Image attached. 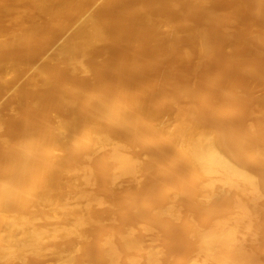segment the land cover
Wrapping results in <instances>:
<instances>
[{"label":"bare ground","instance_id":"6f19581e","mask_svg":"<svg viewBox=\"0 0 264 264\" xmlns=\"http://www.w3.org/2000/svg\"><path fill=\"white\" fill-rule=\"evenodd\" d=\"M29 1L32 9L52 18L54 24L57 20L61 30L73 27L74 18H79L54 55L56 63L73 77L93 76L95 55L100 54V49L108 54L111 50L107 49L117 41L120 47L136 43L134 47L143 48L140 40L145 37L149 46L158 51L152 55L156 62L173 51L182 58L189 57L191 41L198 55L208 56L214 46L205 25L217 20L221 13L213 0ZM11 6L10 3L6 10ZM11 13L16 24L18 12ZM25 24L20 29L15 26L16 31L10 32L9 37L0 38V49L25 44L37 32L33 24ZM112 38L117 40L112 43ZM103 50L102 57L106 54ZM93 51L94 57H89ZM86 55V61L91 58L89 63L83 58ZM150 61L149 65L154 62ZM9 62L0 59V75L23 65ZM50 63L53 64L46 59L35 70L38 79L31 80L33 85L40 87L38 82L43 80L50 86ZM162 72L161 76L168 75ZM217 76H211V81H218ZM181 77L182 82L178 80L181 83L172 92L162 94L146 82L153 89L144 88L151 90L147 93L150 96L131 97L126 102L110 98V83L97 79L90 84L84 79L68 80L70 84L52 97L63 110L68 108L66 118L40 119L44 112L39 110L40 120L24 118L19 136L0 135V264H47L44 259L50 253L56 257L52 264L263 263L260 251L264 253V237L260 242V235L264 232V220L260 219H264V109L262 105L259 108L261 119L244 125L239 117V124L221 122L222 116L230 115L231 108L217 106L209 115L200 113L203 109L198 111L186 100L197 95L207 102L212 93L203 88L208 84L199 88L188 76ZM50 92L39 96L34 102L36 108H46ZM231 95L228 102H233ZM164 101L167 106L168 102L174 106L172 112L160 109ZM78 128L81 130L77 131ZM145 181L150 183L145 186ZM177 227L182 230V240L177 239L186 244L184 255L182 249L179 251L182 246L177 251L174 244L173 251L181 254L168 251V255L172 254L166 259L168 262L171 257L176 258L168 263L163 258L167 253L162 256L168 242L163 240L160 249L156 247L159 241H155V231L166 233ZM168 236L163 239L169 241ZM92 239L95 253L89 246ZM251 243L253 247L249 246ZM249 247L253 251L257 248L258 262L257 252Z\"/></svg>","mask_w":264,"mask_h":264},{"label":"rangeland","instance_id":"374dc122","mask_svg":"<svg viewBox=\"0 0 264 264\" xmlns=\"http://www.w3.org/2000/svg\"><path fill=\"white\" fill-rule=\"evenodd\" d=\"M6 1H8V2L6 3ZM6 1L0 0V12H2V13H0V38L4 39V38L9 37L10 32L16 31L15 26L16 27L18 26V28L20 29L25 23H26L25 25L28 24L29 26L33 24V26L35 28L34 31H37V32L36 33L34 32L33 35H30L27 38L30 41L29 40H27V42L25 41L24 43L26 45L22 43V45L20 44V45L14 46V47H6L3 49H0V59H4L5 62H6V60H8V62L9 61H11V62L17 61L19 63L23 62L22 63L23 65L19 70L18 69L12 70V71H10L9 74H8L9 70L8 71L5 70V72L3 74H1L5 78H3V76L0 77V118H1L0 119V135H4V136L9 135V136H12V138H15L16 135L19 136L21 133V129H22V126H20V125L24 123L25 117H27V118L30 117L29 119H31V120L35 119V121L40 120L43 117H47V118L54 117L51 119H60V117L62 119H63V117L66 118L68 116V108L64 107V109H66L67 111L63 110V108H61L62 106L60 107V105L57 103L56 99H54L55 98L54 95L57 92V90L59 91L65 85L70 84V82H68V80L71 82H74V81H78L79 79L80 80L84 79V81H87L88 84H90L93 80H96V79L98 81L102 80V82H105L108 84L110 83L109 84V89L111 90L110 91L111 92L110 98L119 99L121 101L125 100L124 102H126L131 97L132 98L134 97L135 99L137 98V96L139 99L140 98L141 99L148 98L150 96V93H149V95H147V93L153 89H156L159 92H162V94H167L169 92H172L173 90L176 89L174 86H177L179 83L182 82L181 76H184V77L188 76L189 80L192 81L199 88H203L204 84H205V86L208 84L203 89H205L208 94L212 93V95H209L210 98L208 99L207 102L203 101L197 95H196V97L190 96L187 98L186 101H189L188 103L190 105L194 106L195 108H197L198 111H201L203 109L200 113L209 115V114H211V111H212L211 109L213 107H217V106L219 108L224 107L223 109L231 108V110H232L230 113L231 116L230 115H229L230 117L227 115L222 116L223 120H221V122L226 121V122L232 123V124H239V120H241L240 124H242V125L262 118V116L260 117L259 108L262 105V108L264 109V46H263L264 45V2L259 3L257 0H213V2H212L213 4H215L216 6L219 5L218 9L220 10L221 13L217 17V20L215 19L210 24H208V23L206 25L204 24L205 28L208 30V33L211 36V41H213L212 46H214L212 54L208 55L209 57L207 55H205V56L198 55L197 52H195L196 47L194 45V42L191 41V42H189L190 44H188V47L190 48L189 50L191 51V55L189 57H187V58L183 57L182 58L181 56H179L178 52L173 51V52L167 53L166 55H164V57L161 58L162 60L160 59L156 62V60L154 58H152L155 56H152V55H156L158 51L154 50L152 47H150L151 45L149 46V44H150L149 40H145L146 39L145 37L140 40V42L141 43L143 42V44L139 43V41L137 43V44H141V46L143 48H141L140 46H138V48H137V46L134 47V45H136V43L133 45L132 44H129V45L125 44L124 46H122L123 47L122 48L120 46H117L118 43H120L119 41H117V43L114 42L115 44H111V46L109 45L110 46L109 47L108 44H110V43L108 40L107 41L108 44L107 43L106 44H107V47H109V48L107 50H111V51H109L108 54L106 51L99 48L101 50V51H99L100 54H98L99 52L96 51L98 56H96L95 52H94L96 49L93 51L94 53L92 52L91 56H89V57L93 58L95 55V57L97 58L95 60V63H96L95 67L92 68L94 70V71L92 70L93 76H91V74H89V75L84 77L81 75L74 74V77H73V75H70L58 63H56V61L54 59V55H56V53L59 51L58 50V48H60L59 46L61 44L63 45L64 42L66 41V38L69 37V35L72 33V31L75 28L74 27L75 24L77 25L79 18L73 17L74 20L77 21V22L75 21L73 23L74 24L73 27L68 28L69 26L67 25L68 27H66V28H68V29L65 28L64 30H61L59 28V27H61L60 24H59V27L57 26L58 25L57 20H54V21H55V24L58 28L55 26L52 18L45 16L44 14H42L40 12H37L35 9H32L31 7H33V6L31 5L29 0H17L18 2L16 0H6ZM9 1H10L11 5H13V6H11V8L6 10V6L9 7V5H10ZM179 1L182 2L183 0H179ZM215 5H211V6H215ZM12 7L14 8V10ZM16 8L18 9V11ZM10 9H12L13 11H10ZM23 10L25 12H23ZM7 11H9V12L7 13ZM15 11H16V14L18 12V16L20 17V18L19 17L16 18L17 16L15 17V20H16L15 23L16 24H14L13 19H12L15 16L14 15ZM11 12H13V15H14L13 17H12ZM20 13H21V16H20ZM66 17L69 18L68 16H66ZM21 18H23V21L21 20ZM67 18H66V20H67ZM17 20H20V21L17 22ZM71 20H72V18H71ZM71 20H69V22H71ZM24 21H25V23L23 24ZM20 22H21V24H20ZM70 24H72V23H69V25ZM42 25H44V26L42 27ZM62 28H64V27H62ZM228 30H229V33L227 32ZM113 39H114V41L117 40L115 38H112V43H113ZM143 40H145V42ZM110 42H111V39H110ZM261 44H263V45H261ZM115 45H116V47H115ZM102 46H104V45H102ZM102 46H101V48H102ZM129 46H130V48H129ZM117 47L121 48L123 50L119 49V51H118ZM99 49H97V50H99ZM102 50L108 56L106 54H104L106 56L103 55V57H104L103 58L102 57ZM134 50H136L138 54L136 53V51L134 52ZM138 51H141V52H138ZM117 52L120 55H118ZM132 52H133L134 56L136 54L135 57L132 55ZM112 53H114V54H112ZM88 55L84 56L83 58H84L85 62L89 63V60L91 58L90 59L88 58L89 60L86 61ZM140 55H142V56H140ZM124 56L126 57V59H124L125 58ZM119 57H120V59H119ZM122 57H124V58L122 59ZM139 57H142V58L140 59ZM164 58L165 59L167 58L166 61ZM46 59L48 61H52L53 64L55 63L54 65L52 63H50V66L51 65L52 66L51 67L49 66L50 76H51V78H53L52 79L53 82L51 81L53 88L51 87V84L49 87H47L43 80H40L38 82V83H40L39 85H41L40 87L35 86V85H33V83H31L34 78H35V80L38 79L36 76L37 73H35V70H37V68L41 64H43L46 61ZM105 59H107V61ZM109 59H110V61H109ZM134 59L137 61H135ZM146 60H148V61H146ZM150 60H154V62L151 64L152 66L148 64ZM140 61H143V62L140 63ZM103 62H106V63H103ZM24 63H26V64H24ZM121 63H123V64H121ZM6 64H8V63H6ZM137 64L138 65L140 64V67H138ZM163 64L166 67H163ZM113 65H114V68H113ZM142 65H145V66H142ZM256 65H258V66L255 67ZM154 67H156V68H154ZM249 67L253 68L254 71L252 69H250ZM105 68H107V70ZM57 70H59L61 72H59ZM149 70H150V73H149ZM218 70L220 73L218 72ZM51 71H53V72H51ZM117 71H118V73H117ZM140 71L143 73H141ZM162 71H164V74H166V75L168 74V75L167 76H164V75L161 76V74H163ZM257 71H259L260 73ZM121 73H123V74H121ZM169 73L171 76L169 75ZM33 74L35 75L34 77H33ZM185 75H187V76H185ZM217 75H219V76H217ZM88 76H90V77L88 78ZM143 76H145V77H143ZM168 76H170V78H172V77L173 78L170 79V78H168ZM211 76L212 77L217 76V80L218 79L219 80L215 81L216 83L212 82ZM65 77L67 78V81L64 80V79H66ZM93 77H96V78H93ZM122 77H125V78L122 79ZM219 77L223 78V80ZM74 78H75V80H74ZM86 78H87V80H86ZM151 78L153 80H151ZM3 79H5V80H3ZM118 79L121 80L122 82L119 81ZM125 79L127 80L126 82H125ZM168 79H170V80H168ZM111 80H113L115 82H113ZM178 80H180L181 82ZM107 81H109V82H107ZM116 81H117V83H116ZM123 81L125 84L123 83ZM156 81L158 82L157 84H155ZM173 81H175V82H173ZM220 81H222V82H220ZM146 82L149 84V86L154 85L153 86L154 88L152 89L151 87H149ZM152 82H154V83L152 84ZM169 82H171L173 84H171ZM201 82H202V84L198 85ZM53 83L54 84L56 83V84L54 85ZM111 83H113V84H111ZM161 83H163V84H161ZM160 84H161V86H158ZM219 84H220V87H219ZM221 84H222V86H221ZM156 85L159 87V89L156 88L157 87ZM166 85L169 87H167ZM142 86H143V91H145L144 88H146V89L148 88L151 90L145 91L146 94L143 93V95H142L141 94L143 92ZM42 87H44V88H42ZM164 87L167 89H165ZM231 91H232V93H231ZM49 92H50V95L48 96L49 97V101H48L49 107L47 105L46 108H44V109L43 108H41V109L36 108L34 102H36V100L39 98L40 95H42V93L43 94L44 93L49 94ZM240 92L242 93V95H240L241 94ZM139 94H141V97H139L140 96ZM144 94L146 97L142 98V96H144ZM235 94H236L237 98H235L236 97ZM230 95H231V98L233 99V102L232 101L228 102L229 101L228 96H230ZM52 97H54V98L52 99ZM132 98H131V100H132ZM193 98L195 100H192ZM241 98L244 99V101ZM236 99L238 100V102L236 101ZM54 101H56V102H54ZM235 101H236V103H235ZM50 102H51V104H50ZM52 102L55 105H53ZM221 102H223V103H221ZM224 102H226V103H224ZM163 103L161 104L160 109L161 108H162V110L165 109V111L169 110V112H172L174 110V106L169 105L170 102H168V106L166 105L167 101L164 103L165 105ZM239 103H242V104H240L241 107L239 106ZM216 104H218V105H216ZM235 105L237 108L235 107ZM55 106H56V108H55ZM162 106H164V108ZM50 107H51V109H50ZM48 108H49V110H48ZM32 110H33V113L32 112L30 113V111H32ZM36 110L39 113H37ZM39 110H41L42 113L43 112L44 113L43 114L40 113ZM207 110H209V113H207ZM234 110H235V112H234ZM241 111L243 113L244 112L245 113L243 114ZM248 111H249V113H248ZM254 111H256V112H254ZM66 112H67V114H66ZM46 113H48V114H46ZM232 113H234V115ZM34 114H36V115H34ZM44 114H45V116H44ZM39 115H41L42 117H40ZM46 115H48V116H46ZM35 116H37V118ZM234 116H235V118H233ZM39 117H40V119H39ZM238 117H239V120H238ZM249 117L251 119H249ZM21 118H23V119H21ZM230 119H231V121H230ZM236 119L238 120L237 123H235L237 121ZM232 120H234V121H232ZM243 120H245V121H243ZM2 127H4V128L1 130ZM78 130L80 131L81 129L78 128L77 131ZM6 134H8V135H6ZM147 182H148V184L150 183V181H147ZM147 182L145 181V184H144L145 186H146ZM261 217H262V215H261ZM263 217H264V215H263ZM261 220H264V219H260V221ZM262 223L264 224L263 221H262ZM157 230H156L157 232L155 231V238H156L155 241L156 242L159 241V243H158V246H156V247H159V249H160L161 245H163L165 242L166 243L168 242L167 245L165 244L166 249L163 248L164 246L161 247L164 249V250L162 249L163 250L162 256L164 255V253H167L168 251L174 255H176L175 252L177 254L182 253V255H184L183 250H184L186 244L183 243V241H181L182 240V230L180 227L174 228V230H171L170 232H166V233L165 232L162 233V230H160V229H157ZM159 230L161 232H159ZM160 233L164 234L166 237L170 234L171 236L169 235L168 238L171 237V238H169V241L171 239V242L167 241L166 239H163L166 237L164 235L161 236ZM180 234H181V236H180ZM158 236H159V238L162 237V239L159 240ZM260 237H262V239ZM260 237H259V240L261 239L260 240V242H261L263 240V237H264V232L261 233ZM92 238H94V240H95L96 236L95 237L93 236ZM177 238H180L181 240H178ZM94 240L92 239V241L90 242V245H89L92 248V253L96 250V246L94 245ZM163 240H165V242H161ZM177 240L180 243L182 242L183 244L181 243L182 244L181 245L179 243L180 245H178ZM155 241L152 242V243H154V245L156 244ZM258 241H256V242H258ZM160 242H161V245H160ZM260 242H258V243H260ZM263 242L264 241H262L261 243H262V246L264 247ZM174 244H175V246L173 247L172 245H174ZM252 244H254V243L249 244V246L251 245L253 247ZM91 245H93L94 247ZM179 246H182V247L179 249ZM254 246H256V245H254ZM172 247L175 248L177 251H178V249H179V251L182 249L180 251L181 253L177 252L175 249H174L175 251H173ZM257 247H258V249H261V248H259L260 247L259 245ZM94 248H95V250H93ZM253 249L250 248L249 250L253 251ZM256 249L257 248L255 247V250ZM89 251H91V249H89ZM261 251H260L261 255L259 252L255 251V252H257V255H255V257L257 259V257H259V255L260 256L263 255L261 257V260L263 261V263L261 262L260 264H264V253ZM92 253H90V254L92 255ZM172 254L169 253L170 256H172ZM165 255L163 257L165 260L167 258L170 259V256L168 255V253ZM173 258H175V256H173ZM173 258L171 257L172 260H174ZM181 258H182V256H181ZM177 259H178V257H177ZM45 260H46L47 264H52L56 261V257H54L53 254L51 255V253H50V255H47V259L45 258L44 261ZM259 260H260V258H259ZM166 261L168 262V260H166ZM171 261L169 260L168 263H170ZM41 262H39V263H41ZM257 262H258V259H257Z\"/></svg>","mask_w":264,"mask_h":264}]
</instances>
